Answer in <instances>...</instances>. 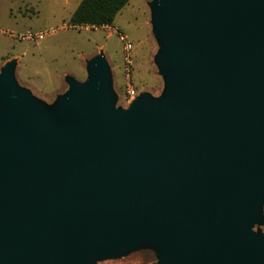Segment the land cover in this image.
<instances>
[{"label": "water", "instance_id": "obj_1", "mask_svg": "<svg viewBox=\"0 0 264 264\" xmlns=\"http://www.w3.org/2000/svg\"><path fill=\"white\" fill-rule=\"evenodd\" d=\"M163 99L115 114L104 58L60 128L0 73V264H92L153 240L159 264H264V0H156Z\"/></svg>", "mask_w": 264, "mask_h": 264}, {"label": "rangeland", "instance_id": "obj_2", "mask_svg": "<svg viewBox=\"0 0 264 264\" xmlns=\"http://www.w3.org/2000/svg\"><path fill=\"white\" fill-rule=\"evenodd\" d=\"M80 0H0V73L13 61L11 82L35 103L53 128L65 121L60 115V100L72 90L70 80L84 82L96 58H104L107 90L113 114L128 109L132 101L163 99L168 91L167 78L161 72L158 57L165 39L158 32L154 16L156 0H128L112 25L73 26L69 17ZM47 32L38 40H18L7 34ZM133 44L131 82L135 95L125 91L122 42L117 32ZM250 230L264 236V201L255 207ZM161 250L153 240H141L122 250L93 257L92 264H159Z\"/></svg>", "mask_w": 264, "mask_h": 264}, {"label": "trees", "instance_id": "obj_3", "mask_svg": "<svg viewBox=\"0 0 264 264\" xmlns=\"http://www.w3.org/2000/svg\"><path fill=\"white\" fill-rule=\"evenodd\" d=\"M128 0H80L69 17L73 25H112Z\"/></svg>", "mask_w": 264, "mask_h": 264}, {"label": "built area", "instance_id": "obj_4", "mask_svg": "<svg viewBox=\"0 0 264 264\" xmlns=\"http://www.w3.org/2000/svg\"><path fill=\"white\" fill-rule=\"evenodd\" d=\"M87 25V24H86ZM79 26V25H73ZM93 26V25H92ZM118 34L119 40L122 42V50H123V57H122V65H123V73L125 76V91L129 98H132L135 95V89L131 82V71H132V54L131 50L133 48V44L128 38L116 31ZM12 37L17 38L18 40L28 41V40H38L44 37L47 32H15V31H7Z\"/></svg>", "mask_w": 264, "mask_h": 264}]
</instances>
